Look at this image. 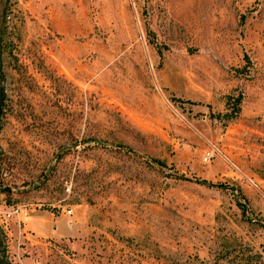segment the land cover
<instances>
[{"label": "rangeland", "instance_id": "374dc122", "mask_svg": "<svg viewBox=\"0 0 264 264\" xmlns=\"http://www.w3.org/2000/svg\"><path fill=\"white\" fill-rule=\"evenodd\" d=\"M0 264H264V0H0Z\"/></svg>", "mask_w": 264, "mask_h": 264}, {"label": "trees", "instance_id": "16d2710c", "mask_svg": "<svg viewBox=\"0 0 264 264\" xmlns=\"http://www.w3.org/2000/svg\"><path fill=\"white\" fill-rule=\"evenodd\" d=\"M239 103V97L238 99L236 98L235 101H234V104H233V108L231 110V116H234V114H236L238 112V107H237V104ZM225 118H227V115H224Z\"/></svg>", "mask_w": 264, "mask_h": 264}, {"label": "built area", "instance_id": "2783aa9c", "mask_svg": "<svg viewBox=\"0 0 264 264\" xmlns=\"http://www.w3.org/2000/svg\"><path fill=\"white\" fill-rule=\"evenodd\" d=\"M210 153H211V152H206V153L204 154V159H205V160L208 159V158L210 157ZM16 213H17L18 215H20V211H19V210H16ZM64 213H65L66 215H70V214H71V211H70V210H66Z\"/></svg>", "mask_w": 264, "mask_h": 264}]
</instances>
